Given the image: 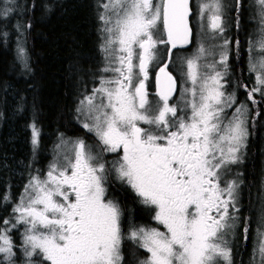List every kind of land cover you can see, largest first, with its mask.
<instances>
[{
    "label": "snow or ice",
    "instance_id": "1",
    "mask_svg": "<svg viewBox=\"0 0 264 264\" xmlns=\"http://www.w3.org/2000/svg\"><path fill=\"white\" fill-rule=\"evenodd\" d=\"M256 2L259 39L246 49L255 84L229 79L230 54L238 56L240 42L225 35L228 11L237 15L238 28L245 0H200V43L183 58L185 86L178 95L168 69L174 50L193 43V0H97L103 66L76 111L98 144L75 140L43 178L29 176L14 204L0 196V207L11 206L10 217L0 219L2 264H234L231 241L239 229L247 242L249 224L240 209L243 174L230 177L251 135V109L238 103L237 89L252 105L264 103V0ZM11 10L10 0L4 17ZM19 54L25 59L26 50ZM153 66L156 98L150 99ZM31 143L40 145L35 123ZM105 153L114 154L111 163ZM110 178L127 186L159 227L136 223L131 211L126 218L109 196ZM257 195L264 204V178ZM261 212L250 264H264ZM20 228L18 246L12 233Z\"/></svg>",
    "mask_w": 264,
    "mask_h": 264
},
{
    "label": "trees",
    "instance_id": "2",
    "mask_svg": "<svg viewBox=\"0 0 264 264\" xmlns=\"http://www.w3.org/2000/svg\"><path fill=\"white\" fill-rule=\"evenodd\" d=\"M1 2L0 196L15 198L23 184L18 179L21 168L17 160L28 159L30 154L31 162L38 161V174L43 175L51 159L45 149L47 142L55 145L61 135L86 137L76 109L102 67L103 54L97 0H22L17 20L26 27L27 67L22 70L15 59L17 31L2 19ZM248 13L243 8L240 11L241 28L233 37L242 36L244 26L247 29ZM33 119L43 131L36 157L26 147L27 126ZM4 214L5 208L0 207V219Z\"/></svg>",
    "mask_w": 264,
    "mask_h": 264
},
{
    "label": "flooded vegetation",
    "instance_id": "3",
    "mask_svg": "<svg viewBox=\"0 0 264 264\" xmlns=\"http://www.w3.org/2000/svg\"><path fill=\"white\" fill-rule=\"evenodd\" d=\"M247 2V1H246ZM194 3V0H193ZM243 9L252 12L246 6ZM242 10V9H241ZM195 16L194 4H193V19ZM239 16V14H238ZM241 21V19H240ZM243 24V23H242ZM247 25V24H246ZM257 22H248L247 29L245 26L242 28V36L240 37H232L231 40H239L240 48L238 56L235 54H230L229 65L231 68L230 81H238L249 87H252L255 84V74L250 73L248 70V53L246 49L248 48L249 37H247V32L245 30H251L252 27L256 26ZM241 26V24H240ZM197 41L194 37L193 43L187 46L184 49L174 50L173 52V62L169 63V71L177 78V94L179 95L183 87L185 86L184 73L182 71V61L185 57H191L193 51L196 49ZM17 48V56L15 59L18 63H21V68L23 70V66L25 62L27 64V59H21L18 54V45ZM163 51V50H162ZM190 53V54H189ZM20 70V69H19ZM157 71V66H153L150 68L151 79L148 81V88L150 92V99H155V75ZM238 72V74H236ZM229 90H232V83L230 82L228 85ZM237 97L239 102H247L248 108L251 109L248 113V121L249 128L251 131V135L249 137L248 148L244 155V160L242 164L233 166V172L230 178H235L236 173H242L241 179L243 180V184L241 185V195H240V209L241 216L248 218L249 224V232H248V240L244 242L242 236L240 235V230L237 229V232L234 235L231 243L233 246V258L234 264H250V256L253 252V236L254 229L256 227L257 221L261 216V210L264 208V204H262L258 200V190L260 188L261 178H264V103L254 106L250 101L246 99V93L243 89H237ZM258 101L261 100L259 93L256 94L255 97ZM174 100L177 97L173 98ZM171 102V101H170ZM258 110L260 115H255V111ZM232 112V109H229V113ZM77 113V111H76ZM35 123L40 131V145L42 142L43 131L41 127L38 126L36 119H33L31 125ZM86 130V129H85ZM87 131V130H86ZM78 138V137H76ZM78 139H83L86 141L88 145H92L95 147L98 144V141L94 134L88 133L86 137H79ZM54 143L53 141H49L46 143V151L47 155H51V150L53 149ZM29 149V148H28ZM30 150V149H29ZM31 152L33 149L30 150ZM35 151V156L37 149ZM49 152V153H48ZM104 159L109 163L114 159V154L105 153ZM108 192L109 196L115 200H117L121 207L124 209L125 217L127 218L128 212L131 211L133 214V218L136 223L144 226H152L159 227L154 220L151 219V213L149 210L142 204L139 203L138 198L135 194L127 188V186L120 184L118 181H115L113 178H110L108 184ZM243 224H241V227ZM161 230H163L161 228ZM140 258L142 259L144 253H139ZM127 256V252H126Z\"/></svg>",
    "mask_w": 264,
    "mask_h": 264
},
{
    "label": "rangeland",
    "instance_id": "4",
    "mask_svg": "<svg viewBox=\"0 0 264 264\" xmlns=\"http://www.w3.org/2000/svg\"><path fill=\"white\" fill-rule=\"evenodd\" d=\"M247 1V7L250 9H252V12L248 13L247 17L249 19L250 22H257V25L252 27L251 30H248L247 32V37H249L251 40L256 41L259 39V34H258V16H257V12L259 9V5L256 2V0H246ZM22 0H11V8L12 10L9 12V14L7 15V17H4V12L6 10L9 9L10 7V0H2V19L11 27V30H15L17 31V38L16 40H18V47L20 48H24L26 50V42H25V25H22L21 22H17L18 20V16L21 13L22 10V4H21ZM200 2V0H194V11L196 13V6L198 5V3ZM226 5H230L233 3V0H224ZM236 14L234 15V11L229 9L228 11V16H227V22L229 24V28H228V32L225 34L229 39L233 37V34H235L236 32H239V29L241 28L240 24L239 27L237 28L235 26L236 24ZM5 23V25H7ZM197 20H196V16H194L193 19V32H194V37L196 38L197 41V45H196V49L193 51V54L191 56H193L196 51H197V46L200 43V32L197 28ZM19 26V27H17ZM249 39V40H250ZM101 43V41H100ZM231 47V46H230ZM19 49H18V54H19ZM190 54V53H189ZM20 55V54H19ZM21 58V57H20ZM25 59H27V56L25 54ZM101 63L103 66V57H101ZM20 65H22L21 63H19ZM99 76V73L93 77L91 84L89 85V89L87 88V90H85L82 95L81 98L87 94L88 92L91 91V89L96 86L97 84V80L95 79V77ZM96 80V81H95ZM95 81V82H94ZM92 85V86H91ZM80 98V99H81ZM79 114L77 113V116ZM82 119H79L80 124L82 125ZM27 130L29 131V136L27 137L26 140V147L29 148L30 150L33 149V151L31 153L33 157L35 156V149H38L37 147H34L31 143V127L30 124L27 126ZM78 138H72L66 135H61L58 136V140L55 143V145L53 146V149L51 150V159L49 160V164L46 167V171L43 173V175H40L41 178L44 177V175L46 174V172L49 169V166L51 164H53L54 162L57 161L58 156L64 154V153H70L71 149H72V143L77 140ZM57 145H60V147L58 148ZM49 153V152H48ZM28 159H19L17 160V164L19 165V168H21V170L18 172L19 175V180H20V186L22 184V190H20V192L18 193V195L15 198H11L13 204L18 200V198L23 194V189L24 186L28 183L29 180V176L30 175H39L38 174V166H37V160H32L30 159V154H28ZM36 162V163H35ZM37 167V168H36ZM8 185V184H7ZM6 196H9L8 194ZM10 197V196H9ZM3 208H5L6 210V214H4L3 219H7L10 217L11 214V206L10 205H5ZM262 214V213H261ZM22 233H23V228H20L19 230H15L12 233V238L15 242V239L17 240V245H21L22 244ZM16 243V242H15ZM22 251V249H21ZM2 255V254H0Z\"/></svg>",
    "mask_w": 264,
    "mask_h": 264
}]
</instances>
